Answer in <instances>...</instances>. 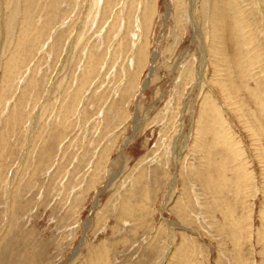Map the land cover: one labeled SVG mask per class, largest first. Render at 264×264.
<instances>
[{"label": "rangeland", "instance_id": "1", "mask_svg": "<svg viewBox=\"0 0 264 264\" xmlns=\"http://www.w3.org/2000/svg\"><path fill=\"white\" fill-rule=\"evenodd\" d=\"M0 264H264V0H0Z\"/></svg>", "mask_w": 264, "mask_h": 264}, {"label": "bare ground", "instance_id": "2", "mask_svg": "<svg viewBox=\"0 0 264 264\" xmlns=\"http://www.w3.org/2000/svg\"><path fill=\"white\" fill-rule=\"evenodd\" d=\"M197 30V29H196ZM62 37V36H61ZM46 43V42H45Z\"/></svg>", "mask_w": 264, "mask_h": 264}]
</instances>
